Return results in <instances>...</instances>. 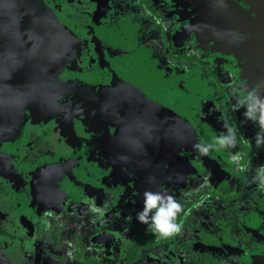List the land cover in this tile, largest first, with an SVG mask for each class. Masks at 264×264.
<instances>
[{
	"label": "flooded vegetation",
	"instance_id": "1",
	"mask_svg": "<svg viewBox=\"0 0 264 264\" xmlns=\"http://www.w3.org/2000/svg\"><path fill=\"white\" fill-rule=\"evenodd\" d=\"M52 2L86 47L66 73L93 84L82 152L45 153L59 144L27 122L0 145V264H264V143L238 107L264 98V0ZM225 125L235 148L194 147ZM146 191L184 205L180 235L138 221Z\"/></svg>",
	"mask_w": 264,
	"mask_h": 264
},
{
	"label": "water",
	"instance_id": "2",
	"mask_svg": "<svg viewBox=\"0 0 264 264\" xmlns=\"http://www.w3.org/2000/svg\"><path fill=\"white\" fill-rule=\"evenodd\" d=\"M61 6L70 12L67 2ZM56 7L52 0H0V145L18 142L27 122L30 128L44 129V143L59 144L45 153L77 157L82 152L80 98L93 84L66 74L84 57L86 47ZM65 127H75L76 133ZM4 154L0 150V157Z\"/></svg>",
	"mask_w": 264,
	"mask_h": 264
},
{
	"label": "clouds",
	"instance_id": "3",
	"mask_svg": "<svg viewBox=\"0 0 264 264\" xmlns=\"http://www.w3.org/2000/svg\"><path fill=\"white\" fill-rule=\"evenodd\" d=\"M238 107L246 108L244 112L246 120L259 125L261 132L256 135V143L259 147L264 143V98L255 92L249 93L238 101ZM225 127H227V134L220 135L215 144L198 143L194 147L202 155H207L216 145H219V148H235L237 145L236 129L227 125ZM240 160L239 153L232 154L233 163H239ZM255 180L264 186V166L257 169ZM144 197L143 210L137 213L138 221L147 225L148 230L158 234L161 238L168 239L180 235L183 225L178 222V217L184 211V205L173 196L159 192L146 191ZM92 211L100 212L101 210L93 205Z\"/></svg>",
	"mask_w": 264,
	"mask_h": 264
}]
</instances>
